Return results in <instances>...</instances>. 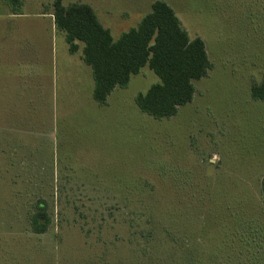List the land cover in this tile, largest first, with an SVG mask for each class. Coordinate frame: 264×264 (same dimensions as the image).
Here are the masks:
<instances>
[{"label": "rangeland", "instance_id": "obj_1", "mask_svg": "<svg viewBox=\"0 0 264 264\" xmlns=\"http://www.w3.org/2000/svg\"><path fill=\"white\" fill-rule=\"evenodd\" d=\"M54 1L23 0L26 17L5 28L0 0V35L52 38ZM155 1L63 4L92 7L116 41ZM160 1L213 65L172 118L135 102L160 83L149 66L105 105L74 69L63 84L79 54L62 32L51 41L57 86L46 65L40 87L7 77L14 60L0 53V264H264V102L251 96L264 75V0ZM39 199L51 216L43 235L30 224Z\"/></svg>", "mask_w": 264, "mask_h": 264}, {"label": "trees", "instance_id": "obj_2", "mask_svg": "<svg viewBox=\"0 0 264 264\" xmlns=\"http://www.w3.org/2000/svg\"><path fill=\"white\" fill-rule=\"evenodd\" d=\"M1 1L13 15L22 14L23 0ZM53 10L57 31L65 34L70 53L76 54L82 44V59L92 69L93 98L99 105H105L116 88L127 87L133 75L149 66L160 83L137 95L136 104L155 119L172 118L181 106L193 101L195 81L207 77L213 67L204 41L199 37L191 39L164 1H155L152 11L138 26L116 41L87 4L65 6L63 0H55ZM251 96L264 102V75L260 83H253ZM261 192L264 197V177ZM48 206L45 199L36 202L30 216L34 234L48 232L51 225Z\"/></svg>", "mask_w": 264, "mask_h": 264}, {"label": "crops", "instance_id": "obj_3", "mask_svg": "<svg viewBox=\"0 0 264 264\" xmlns=\"http://www.w3.org/2000/svg\"><path fill=\"white\" fill-rule=\"evenodd\" d=\"M152 5H153V3H152ZM152 5L146 11L147 14L152 11ZM149 10H151V11L148 12ZM26 15L27 14H24V13L20 14V15H13L12 13L9 12L8 17H6L7 19H4L5 22L2 23V26L3 27L5 26V28H9V26H10L9 21L10 20H15V23H19L18 20L22 17H26ZM44 16H46V15H35V18H33V19L42 18ZM51 16L53 19L50 22L49 26L51 28L52 38L49 36L48 37H46V36L45 37H41V36L33 37L30 35L26 36V35L20 33V30H18V33H19L18 36L17 35H8L7 33H10L12 31L7 30V29L5 30V33H4V31L1 32V35H0V53L3 52L4 57L11 56L13 58L12 60H14L13 62H9L8 64H4V65L2 64V66H7L13 70V73L5 74L7 77H10V75H11L12 78L15 77L17 79V81H19V82L21 81V83L24 85L27 83V79H31L32 80L31 83H34V81L37 80V82H39L38 87H40V82L42 80H44V73H47L46 71L42 70V66L46 65L47 69L51 70L53 84L55 86H57L56 74H54V69L56 68V59H55L54 54H52V48L53 49H55V48H54V46H52L51 41H53V37H54V40H56V37H57L56 35H57L58 31H57V28L55 25L54 16L53 15H51ZM10 18H15V19H10ZM23 26H25V25H22V27ZM18 27H20V25ZM111 34H112V32H111ZM64 36H65V34H64ZM43 43H45L47 45L46 48L40 47V45H42ZM38 44H40V45H38ZM67 45H68V43H67ZM48 49H49V51L47 52V55L44 54L45 61H47L46 64H44L45 61L42 62V59H41V56L43 54L42 52H44L45 50H48ZM206 51H207V48H206ZM68 53L71 56L79 54L78 55V62L79 63L76 62V60L73 61L72 59L69 62H66V65L64 66L66 69V72L64 75L63 84L66 83V78L68 76V73L72 72V70L74 69L78 72L79 85H81V84L87 85V84H89V82H92L93 86H92L91 92H92V97H93L95 82L93 79L92 69L87 65L90 69H89V72L87 73V80H86L85 70L80 65V62H81V64L82 63L85 64V62L82 59V46L80 45V50L76 54H72V53H70L69 45H68ZM49 54H50V56H49ZM3 60H5V59H3ZM211 64H212V62H211ZM65 86H68V84H66ZM116 89L113 92H115ZM113 92L111 93V95L113 94ZM66 95H67V100H69L68 98L72 97V95H70L68 93ZM109 97H108V100H109ZM136 97H135V102H136ZM2 140L5 142V138L2 137Z\"/></svg>", "mask_w": 264, "mask_h": 264}]
</instances>
